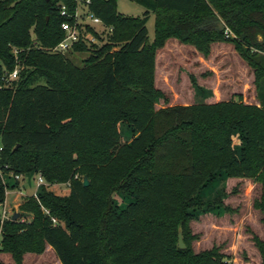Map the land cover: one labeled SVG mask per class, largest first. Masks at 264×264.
I'll return each instance as SVG.
<instances>
[{
    "label": "trees",
    "instance_id": "obj_1",
    "mask_svg": "<svg viewBox=\"0 0 264 264\" xmlns=\"http://www.w3.org/2000/svg\"><path fill=\"white\" fill-rule=\"evenodd\" d=\"M135 1L142 16L122 14L117 0L87 2L113 30L110 43L69 49L90 53L78 66L53 50L78 0H0V202L3 173L69 182L64 196L41 185L20 205L26 220L0 222V250L13 259L0 264H25L26 253L47 245L62 264H230L216 248L196 253L187 231L199 191L220 173L261 185L254 206L264 223V0ZM169 39L205 58L215 44H233L252 72L256 102L237 93L157 108L169 100L156 82L157 55ZM123 123L134 132L126 142ZM116 193L134 200L119 208ZM254 240L264 264V240Z\"/></svg>",
    "mask_w": 264,
    "mask_h": 264
},
{
    "label": "rangeland",
    "instance_id": "obj_2",
    "mask_svg": "<svg viewBox=\"0 0 264 264\" xmlns=\"http://www.w3.org/2000/svg\"><path fill=\"white\" fill-rule=\"evenodd\" d=\"M78 9L83 10L84 4L78 0ZM119 12L124 15L142 16L145 8L135 0H117ZM155 16L151 14L147 22L149 38H154ZM97 30L90 37H95L96 45L110 43L108 31ZM95 29V30H96ZM78 66L89 56V52L65 51ZM157 86L168 95V102L157 101V108L175 104H191L198 101H219L232 98L241 93L246 102H256L255 87L251 70L239 56L233 44L217 43L211 54L205 58L191 45L181 44L176 39H169L166 46L157 55ZM123 142L132 139L134 132L129 125H121ZM236 146L241 139L237 133L234 136ZM14 173H3L7 183V210L22 221L28 218L20 205L27 196L38 193L41 185L58 195L69 193V182L49 183L38 185L40 174L23 175L17 180L15 187L9 184L15 182ZM261 185L252 178H229L224 173L217 174L214 179L203 187L197 198V205L191 208L188 221V238L193 250L198 253L212 248L229 256L230 264H261V253L254 237L264 240V223L262 213L254 206L260 196ZM119 208L126 207L134 200L131 195L116 193ZM3 221V222H4ZM1 222V220H0ZM1 222V223H3ZM183 240L184 232L182 229ZM0 235V249H1ZM186 247V243H185ZM184 247V248H185ZM0 261L12 262L11 254L0 250ZM25 264H60L52 251L43 253L28 252L24 256Z\"/></svg>",
    "mask_w": 264,
    "mask_h": 264
},
{
    "label": "built area",
    "instance_id": "obj_3",
    "mask_svg": "<svg viewBox=\"0 0 264 264\" xmlns=\"http://www.w3.org/2000/svg\"><path fill=\"white\" fill-rule=\"evenodd\" d=\"M89 0H85L84 4V9L83 10H79L77 8V10L75 11L73 17L75 19L74 23H71L69 21H64L61 26L63 28V30L65 31V36L64 38L60 41L59 44H57L54 47V51H58V52H65L69 49H71V47L79 42V41H86V42H93L95 37H90L92 35L91 32H89L87 30V26L91 25L93 26L95 29L96 28H101L102 31H108L111 32L113 30L112 26H105L101 20V18H99L98 16H95L93 13H90L87 9V2ZM62 14L63 15H68V11L65 8V6L62 7ZM99 30V29H96ZM14 52H17V49L14 48ZM18 77V68L16 67L13 71L9 72L7 74V81H11L14 80ZM2 149L1 145H0V150ZM23 175L20 174H15L14 178L19 180L21 179ZM44 182V179L41 175H39L38 177V185H41ZM35 196H37V193H34ZM7 201L5 200L4 202H0V220L1 222H3L6 218H9L10 215L8 213L7 210ZM13 216V215H12ZM53 221L56 223L57 219L53 218Z\"/></svg>",
    "mask_w": 264,
    "mask_h": 264
},
{
    "label": "water",
    "instance_id": "obj_4",
    "mask_svg": "<svg viewBox=\"0 0 264 264\" xmlns=\"http://www.w3.org/2000/svg\"><path fill=\"white\" fill-rule=\"evenodd\" d=\"M84 185H85V186L89 185V180H88L87 177H85V179H84ZM18 216H19V213H15V214L12 216V219H13V220H16ZM178 245H179V247H181V248H184V247H185V243H184V240H183V234H182V227H181V226L179 227Z\"/></svg>",
    "mask_w": 264,
    "mask_h": 264
},
{
    "label": "crops",
    "instance_id": "obj_5",
    "mask_svg": "<svg viewBox=\"0 0 264 264\" xmlns=\"http://www.w3.org/2000/svg\"><path fill=\"white\" fill-rule=\"evenodd\" d=\"M7 201H8V200H7ZM49 250L52 251V252H54L53 248H52L50 245H47V247H46V251H49ZM54 253H55V252H54ZM26 254H27V253H26ZM26 254H25V255H26ZM55 255H56V254H55ZM57 261H58L60 264H62L61 261H60L58 258H57Z\"/></svg>",
    "mask_w": 264,
    "mask_h": 264
}]
</instances>
